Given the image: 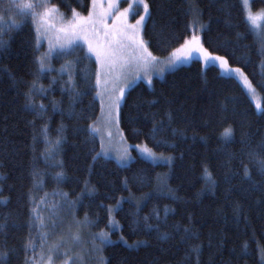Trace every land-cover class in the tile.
I'll list each match as a JSON object with an SVG mask.
<instances>
[{"label": "trees", "instance_id": "trees-1", "mask_svg": "<svg viewBox=\"0 0 264 264\" xmlns=\"http://www.w3.org/2000/svg\"><path fill=\"white\" fill-rule=\"evenodd\" d=\"M191 1L146 0L150 17L142 36L149 51L166 57L183 44L191 34L194 6L195 18L207 26L201 30L203 47L240 68L264 106V54L261 41L244 22L241 0ZM90 3L48 1L66 17L73 10L87 15ZM17 5L21 0H0V28L8 41L7 48L0 49V252L9 253L4 264H26V258L38 264L44 229L40 220L34 227L30 224L31 208L41 199L47 201L39 204L42 219L54 203L69 208L75 202L76 217H87L94 231L107 229V209L121 199L119 210L114 211L120 226L111 232L114 243L101 252L106 264H264V187L252 188L243 179L247 165L252 181L264 184L258 163L264 160V152L257 148L264 142V113L257 111L243 86L199 60L168 71L151 84L140 81L125 94L120 130L130 145L145 144L170 155L171 165L153 164L135 154L126 165L97 157L99 140L89 131L100 110L95 60L85 57L84 48L66 57L54 53L52 70L40 72V48L31 16H24L20 27L8 31L13 21H21ZM251 9H264V0H251ZM76 60L70 71L82 95L73 104L72 94L64 90L69 73L61 69ZM33 82L45 90L33 97L37 105L45 106L42 117L24 108V94ZM44 125L49 140L61 139L54 158L47 161L42 156L47 146L40 135ZM154 125L159 129L155 134ZM228 128L231 137L223 135ZM252 150L258 155L249 156ZM205 168L214 187L204 178ZM57 172L63 173L59 181L54 179ZM156 211L160 232H169L172 238L158 237ZM145 217H150L151 229L145 226ZM184 228L196 233V238L182 241ZM30 235L35 248L26 252ZM140 241L144 243L137 246ZM194 246H199L198 254Z\"/></svg>", "mask_w": 264, "mask_h": 264}, {"label": "snow or ice", "instance_id": "snow-or-ice-1", "mask_svg": "<svg viewBox=\"0 0 264 264\" xmlns=\"http://www.w3.org/2000/svg\"><path fill=\"white\" fill-rule=\"evenodd\" d=\"M243 6L245 10V20L244 22L249 25L250 30L255 32L258 39L261 40V52L264 54V9L259 10L256 13H253L251 10V0H243ZM21 21L17 23L13 21L11 25L8 26V31H11L14 28L20 27L23 23V18L26 15H31L32 19H40V22L43 26V35L49 41L48 52L37 57V62L39 64V71L46 72L51 71L52 69L48 67L50 61L55 52L58 56H71L76 52H83L84 49L81 46V41L83 45L86 46V52H84L85 57L94 56L95 62L97 65L96 71V80L95 86L99 90L97 91V96L102 98V110L104 115V125L106 127H111L113 123H119V116L121 110V103L125 98L126 90L132 86L134 81L129 79V73L135 72L136 76L139 77L140 71L143 70L145 75L156 68L157 65H160V73L162 74L166 68H171L176 63L181 61H186L190 59L194 54H199V59L202 60L205 64L210 62H219L221 70L226 73H232L243 77V84L248 89L250 95L255 96V89L252 87L251 83L248 81V78L244 76L240 68H230L228 61L223 56H213L206 48L201 44V38L199 35L193 34L190 39H185L184 43L174 51H172L166 61H161L160 58L154 56L151 51H149L148 46L141 39V31L146 27V19L150 17V5L146 0H132L128 4V7L123 11H120L115 3V0H109L108 6L106 9L101 8L97 11V2L92 0V7L90 8L87 16H81L79 13H76L73 10V15L71 19L65 21L64 16L59 13V9L53 5L48 6L46 0H42L39 4H21L17 5ZM43 8L42 13L34 11L35 8ZM142 7L143 14H139V19L135 20V23H130L129 18L137 15V10ZM190 11L192 9L190 8ZM111 19V24L108 23ZM193 31H200L205 29L207 26L200 24L198 20L193 18L191 25ZM37 31H40L39 29ZM5 30L0 28V49H6L8 46V41L3 39ZM103 35V42L100 41V36ZM39 42V41H38ZM79 61H70L67 62L65 66H62V72L69 73V80L64 90L69 91L72 95L73 104L77 101L79 96L82 93L76 91L75 85L72 80V73L70 71L74 63ZM151 84V78L148 80ZM44 89L37 88L35 82L29 87V90L24 94L25 95V105L24 108L27 111L33 113L36 117H42L46 111L44 104L37 105L33 97L37 94H43ZM117 91L119 95H117ZM107 96L106 106L104 105L103 97ZM155 103V102H152ZM258 112L264 113V106L260 102L255 104ZM106 109V110H105ZM53 110H58L55 102H53ZM115 113V115H114ZM62 131V129L58 130ZM90 133H97L99 129L93 125L89 126ZM153 134H155L159 129L154 125ZM48 128L47 125H44L41 129L40 135L44 138V143L46 144L45 152L42 153L45 161L51 160L54 158L56 150L61 144V139L56 141H51L47 136ZM111 135V133H109ZM223 135L225 137H231L232 130L230 128L225 129ZM34 142H38L39 137H33ZM246 143V142H244ZM141 155L151 161L153 164H168L171 165L172 157H166L163 155L157 156L152 149L147 146H137ZM257 148L260 152H264V142L257 145ZM102 153H97L96 156H100ZM107 155L106 151L103 153ZM249 156L255 157L258 155L257 151L252 150L248 153ZM231 158V157H230ZM96 159V157H93ZM117 159L119 161H127L131 159L130 153L127 149H124L121 152ZM259 173L261 176H264V160L259 161ZM34 178L37 177V174L34 173ZM63 178L62 172H57L54 179L57 181ZM204 178L206 182L213 187L215 186V181L212 179L211 174L208 172L207 168L204 169ZM243 179L250 182V187L255 188L257 186L264 187V184L260 182H253L251 172L247 165H244L243 170ZM38 187V185H37ZM91 195V191L89 192ZM62 197H66V193H55ZM47 196V194H45ZM31 199V198H30ZM34 204L36 202L32 200ZM45 199H41L39 204H46ZM39 204L31 208L33 214V223L30 224V228L35 226V221L40 220V227H46L42 218L39 215L38 208ZM120 201H117V207H109L107 209L110 220L109 226H112L113 221L111 220V215L114 211L119 210ZM75 202L69 203V208H74ZM60 207L58 204H53L49 209L52 217L51 221V230L55 231L56 228L63 225L62 220H57V210ZM167 215V209L165 211V216ZM154 216L157 220L155 226V231L158 234V237L170 239L172 234L169 232H160L159 218L160 213L156 211ZM150 217H145V226L151 229L153 226L147 223V220ZM76 232L71 231L72 225H69V237L65 241L63 237L57 242L48 246V264H54V256L60 255V249L68 244L69 247L65 249L63 255L68 257L63 261V264H74V258L69 257V252L71 248L82 243V237L80 235V230L92 226V222L87 219L83 221H74ZM3 226L0 225V228ZM175 231H179V227L174 228ZM49 233L44 232L41 234L42 243L46 241ZM196 233H193L189 228H184V235L181 237L182 241L192 240L196 238ZM99 241V244L96 241ZM123 240V237H121ZM91 243L93 245L92 251L96 254H99L103 251L106 245H111L114 242L109 238V233L101 230L99 233L93 234L91 236ZM126 243V241H125ZM143 241L137 242V246L143 244ZM129 247H132L129 245ZM25 251L29 249L34 250L35 243L33 237L30 235L25 243ZM197 254L199 253V246H194L192 249ZM262 259H264V250H261ZM9 253L7 251L0 252V264H4ZM82 257H77V259ZM99 264H106L103 257H98ZM26 264H35L34 261L28 260L26 258ZM41 264H43V253L41 254Z\"/></svg>", "mask_w": 264, "mask_h": 264}, {"label": "rangeland", "instance_id": "rangeland-1", "mask_svg": "<svg viewBox=\"0 0 264 264\" xmlns=\"http://www.w3.org/2000/svg\"><path fill=\"white\" fill-rule=\"evenodd\" d=\"M35 1H38L40 3L42 2V0H21V4H34L33 2H35ZM48 1L49 0H46L47 3H48ZM96 2H97V11H99L101 8H104V9L107 8L108 3H109V0H96ZM131 2H132V0H115V3L117 4V7L119 8L120 11H123L125 8H127L128 7V4L131 3ZM191 2L192 1L189 0V3H191ZM241 3H242L244 15H245V10H244V6H243V0H241ZM91 7H92V0H91V3H90V8ZM191 9H192V11H191L192 12V14H191L192 17L195 16L196 18H198V14H197V11L194 8V6H191ZM43 10L44 9L39 8V7H37V8L34 9V11H36L38 13H42ZM258 11H253L252 10L253 13H256ZM137 12H138L137 15H134V16H132V17L129 18V22L130 23H135V20L136 19H139V14H143V8L140 7L137 10ZM87 15H81V16H87ZM71 18H72V16H70V17L64 16L65 21H67L68 19H71ZM31 19H32V16H31ZM32 23L34 25V29H35V33H36L37 46H38V48H40V53L38 55V57H39V56H41V55H43V54H45V53L48 52V49H49V41L43 35V26H42V24L40 22V19L39 18H37L35 20L32 19ZM108 23L111 24V19H109ZM199 23L201 24L200 20H199ZM38 29L40 31H37ZM190 30H191V34L186 39H190L193 34L199 35L200 38H201V30L198 31V32H196V33H192L193 28L191 26H190ZM255 35H256V33H255ZM140 37L145 42V40H144V38L142 36V31H141ZM256 37H257V35H256ZM99 39H100L101 42H103V39L104 38H103V35L102 34H101V36H100ZM258 40L261 41L260 39H258ZM80 43H81V46L86 51L87 50L86 49V46L83 45V42L82 41ZM145 44H146V42H145ZM180 46L176 47L175 49L179 48ZM213 56H219V55H213ZM90 57H92L95 60V57L94 56H90ZM168 57H169V55L166 56V57H158V58H160L161 61H166ZM192 60H199L204 67L205 66H208V65H214V66H216L219 69V71H220L221 74H223L225 76H231V77L235 78L243 86V88L246 90V92L248 93V95L250 96V98L253 100V102L255 104H256L257 101L260 102L258 95L255 94V96L253 97V95H250L249 94L248 89L243 84V77H240V76L235 75V74H232V73H226V72H224L223 70H221V68L219 66V62H210L208 64H205L202 60L199 59V54L198 53L197 54H194L190 59H188L186 61L178 62L174 66H172L171 68H166L165 71L162 74L159 71V68L161 66L160 65H157L156 68H154L153 70H151L147 74V76L145 75V73L143 72V70L140 71L139 77H137L136 74H135V72L133 71V72L129 73V79H132L134 81V83L132 84V86L135 85L136 83L140 82V81H142V82H144L146 84H149V82H148L149 77L151 78V82H152V80L154 78L163 77V75L166 72L171 71V70H173V69H175V68H177L179 66L187 65ZM48 67H49V65H48ZM229 67L230 68H236V67H232L230 65H229ZM131 87H129V88H131ZM127 90H126V92H127ZM97 91H99V90L96 88V90H95V97H96V99H97V101L99 103L100 110H99L98 116L92 122L91 125H93L94 127H97L99 129V132L92 133V134H94L98 138V140H99V144H100L99 153H102L101 156H104V157H107V158H111V159L115 160L118 164H121V165L128 164L134 158V154H135V156H139L141 158H144L141 155V153H140V151H139V149H138L137 146L143 147V146H147V145H145V144L130 145L125 140V138H124V136H123V134H122V132L120 130L119 123L116 124L114 122L111 127H106L104 125V115H103V110H102V98L100 96H97V94H96ZM126 92H125V94H126ZM116 94L119 95V92L117 91ZM103 100H104V105L106 106L107 96H104L103 97ZM114 115H115V113H114ZM109 133H111V135H109ZM148 148H150V147H148ZM124 149H127L128 150V152L130 153L131 159H129L127 161H119L117 159V156L121 152H123ZM105 151H106L107 155H104L103 154ZM132 151H134V153ZM152 151L154 153H156L157 156L163 155V156H166V157H171L170 155L158 153V152H155L154 150H152ZM119 201L121 203V199ZM109 207L115 208V207H117V203H116V205H112V206H109ZM38 211H39V209H38ZM42 212L43 211H39L40 217L44 214ZM85 218L86 217H82V218L76 217V215H75V207L74 208H66V207L60 205V207L57 210V220H62L63 221V225L61 227L56 228L55 231H52L51 230L52 217H51V213H50V211L48 209V214H46L45 217L42 220H43L44 224L46 225V227H43L44 232H48L50 236L47 237L46 241L42 244L44 246V248L42 249L43 246L41 247V250H40V260H39L38 264H41V254L42 253H43V264H48V261H47L48 246L51 245V244H53V243H55V242H57L58 240H60L61 237H63L64 240L67 241L68 240V237H69V225H72L71 231L74 233V232L77 231V229L75 227V224H74V221H77V220L78 221H83ZM109 220H110V217L108 219V227H107V229H105L103 231L108 232L109 233V238L113 241L111 232H113L115 230H118L120 226H119V224L115 220L114 212L111 215V220L113 221L112 226H109ZM99 232L100 231H94V230H92L91 227L84 228V229H81L80 230V235L82 237V243L79 244V245H76V246L72 247L71 248V251L69 252V257L74 258V264H99L98 257H103L102 256V253H99V254L94 253L92 251L93 245L91 243V236L93 234H96V233H99ZM96 243L99 244V241L97 240ZM68 247H69V245L68 244H65V246L60 249V255H57V256H54L53 257L54 264H63V261L68 258V257H66V256L63 255L65 249L68 248ZM77 257H82V258L77 259Z\"/></svg>", "mask_w": 264, "mask_h": 264}]
</instances>
